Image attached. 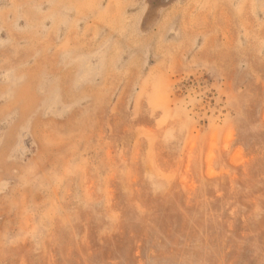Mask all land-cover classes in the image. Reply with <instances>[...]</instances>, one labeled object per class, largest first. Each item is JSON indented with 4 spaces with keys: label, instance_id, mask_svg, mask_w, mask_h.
<instances>
[{
    "label": "rangeland",
    "instance_id": "1",
    "mask_svg": "<svg viewBox=\"0 0 264 264\" xmlns=\"http://www.w3.org/2000/svg\"><path fill=\"white\" fill-rule=\"evenodd\" d=\"M0 264H264V0H0Z\"/></svg>",
    "mask_w": 264,
    "mask_h": 264
}]
</instances>
